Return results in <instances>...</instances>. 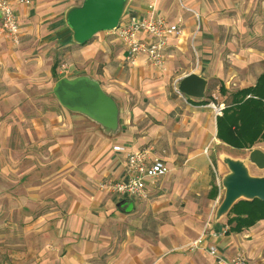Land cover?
I'll use <instances>...</instances> for the list:
<instances>
[{
  "label": "crops",
  "instance_id": "0c3cea01",
  "mask_svg": "<svg viewBox=\"0 0 264 264\" xmlns=\"http://www.w3.org/2000/svg\"><path fill=\"white\" fill-rule=\"evenodd\" d=\"M34 3L16 8L20 42L12 47L0 41V56L17 59L10 49L20 47L24 17ZM149 5L169 24H181L182 36L170 39L165 50L167 74L144 56L133 66L125 64L123 48L114 51L109 46L114 41L103 36L75 46L64 13L78 5L59 0L55 6V39L77 47L75 54L89 63L100 54L105 58L99 62L102 74L65 77L88 76L115 100L117 134L107 136L93 125L83 128L87 118L68 112L56 99L47 106L38 102L44 94L28 93L23 79L11 75L5 82L8 91L0 95L6 105L0 109V264H215L209 247L225 259L242 254L248 264H264V220L227 234V218L207 222L221 201L222 186L213 181L214 165L205 154L213 143L226 145L216 139L213 109L189 98L186 106L169 88L191 73L207 82L205 96L219 91L211 88L215 82L231 92L253 86L264 72V0H130L125 16H142ZM109 55L115 56L114 69ZM175 69L180 72L173 74ZM116 147L151 150L168 170L148 186L145 198L129 199V213L130 204L121 212L116 207L121 200L98 189L100 182L124 178L125 155ZM204 229L199 249L183 250Z\"/></svg>",
  "mask_w": 264,
  "mask_h": 264
},
{
  "label": "water",
  "instance_id": "95a60500",
  "mask_svg": "<svg viewBox=\"0 0 264 264\" xmlns=\"http://www.w3.org/2000/svg\"><path fill=\"white\" fill-rule=\"evenodd\" d=\"M130 0H82L64 13V22L71 33L72 43L84 46L93 37L118 28L125 15ZM207 82L196 74L183 77L178 83L179 92L186 98L203 100ZM52 96L59 105L70 113L79 114L100 127L104 134L113 136L119 131V109L113 98L105 94L99 83L88 76L62 77L51 89ZM228 173L223 176L221 186L224 195L215 212V220L225 216L239 200H259L264 202V177L249 174L242 160L223 158ZM247 162L258 170H264V152L251 150ZM129 199L116 205L126 212Z\"/></svg>",
  "mask_w": 264,
  "mask_h": 264
},
{
  "label": "rangeland",
  "instance_id": "374dc122",
  "mask_svg": "<svg viewBox=\"0 0 264 264\" xmlns=\"http://www.w3.org/2000/svg\"><path fill=\"white\" fill-rule=\"evenodd\" d=\"M71 1L76 3V5H80L82 2V0ZM57 2H59V0H35L33 8L29 10L26 17H24L25 20L22 24L24 37L21 40L20 47L18 49H10V51H12L15 56H17V59H11L6 53H3L0 56V95L8 91L5 87V82L10 80L11 75H14L16 78L24 80L28 89V93L34 96L44 94V96H40L39 99H37L38 102L41 101L47 106V102H49L50 100V102L53 104L55 102V98L52 96V94L49 95V93L55 83V79L50 75V68L55 63V61H57L58 63L59 78H62L63 76L71 77L75 74L84 73L87 71H91L95 75L102 74V66L99 65V62L100 60L105 59L101 57V55L103 54H100L98 56V58L96 59V63H93L94 61L92 63H89L87 59L85 60L84 55L79 54V56H77L75 54L77 49V47L75 46L77 45L65 47L59 43L60 39H55V6L57 5ZM100 36H103L108 42L114 41L113 43H111V45H109L110 48L114 49V51H119L121 49L122 46L120 45L114 34L110 32H103L93 37V39H97ZM147 42H150V40L148 39ZM106 55L108 54L106 53ZM109 56V59H111L112 69H114L115 66L113 61L115 56ZM16 61L18 62V64H16ZM159 70L163 74L168 73L169 68H167L166 61L163 68ZM179 72V69H175L172 71L173 74H178ZM214 85H216L219 89V85L216 82L213 84V86L211 85V88L214 89ZM169 88L172 94L176 97L177 95L174 93L173 86L169 85ZM227 92L231 93V91L228 90ZM181 100L185 103V100ZM204 101L207 103L208 107L212 109V105H222L224 107V105L229 101V98L228 96H222L219 91L217 93L208 91L207 95L204 96ZM38 102L36 103L38 104ZM185 105L189 106L188 103H185ZM5 106L6 105L3 103V100L0 99V109H5ZM89 125L100 128L95 123L88 121V119L86 120V122L82 123V126L85 129H87ZM215 144L216 143L211 144V147L207 148V154H205V157H207V159H209V161H211V163H213L214 165V168L212 167L210 171L214 182H218L221 186V179L223 177V174L228 173L226 166L222 163V159L229 158L230 156L237 160L244 161L251 176L264 177V170H258L256 167L250 165L247 162V157L250 151L259 149V147H264V142H257L251 149L248 150L233 149L228 146H223L220 143V145ZM217 166L222 168L223 171H220ZM101 183L102 182L98 184L99 190H102L100 188ZM221 189L222 201L224 190L223 188ZM132 208L133 203L128 206L127 213L131 212ZM217 208H211L207 222H209L210 220H214ZM222 218H226V215ZM225 230L227 231V229ZM188 244L183 246V250L188 252L197 250H187L186 246H188Z\"/></svg>",
  "mask_w": 264,
  "mask_h": 264
},
{
  "label": "built area",
  "instance_id": "2783aa9c",
  "mask_svg": "<svg viewBox=\"0 0 264 264\" xmlns=\"http://www.w3.org/2000/svg\"><path fill=\"white\" fill-rule=\"evenodd\" d=\"M32 4L33 0H0V41H6L12 47L19 45L20 26L16 8L30 7ZM194 15L198 22V15L196 13ZM110 33L115 35L124 50L125 64L133 66L140 56H144L151 66L162 69L168 41L181 37L182 29L180 22L169 24L155 13L153 5H149L142 16L124 15L118 28ZM148 39L150 42H147ZM173 90L177 97L187 100L179 92L177 84L173 86ZM212 109L215 116H221L222 106L212 105ZM115 150L125 155L124 178L102 182L100 188L114 194L119 200L145 198L148 186H154L168 174L164 160L152 156L151 150L129 152L124 147H116ZM205 231L206 229L195 241L188 244L186 249L189 251L198 249L203 244ZM208 253L214 258L215 264H248L247 258L242 254L225 259L217 255L214 247H209Z\"/></svg>",
  "mask_w": 264,
  "mask_h": 264
},
{
  "label": "trees",
  "instance_id": "16d2710c",
  "mask_svg": "<svg viewBox=\"0 0 264 264\" xmlns=\"http://www.w3.org/2000/svg\"><path fill=\"white\" fill-rule=\"evenodd\" d=\"M58 63L51 67L52 77L57 81ZM219 93L228 96L221 116L216 118V139L233 149H251L257 142H264V72L256 83L235 92L228 93L222 85ZM199 104H207L198 100ZM217 193V188H212ZM227 233H241L264 220V202L239 200L226 214Z\"/></svg>",
  "mask_w": 264,
  "mask_h": 264
}]
</instances>
